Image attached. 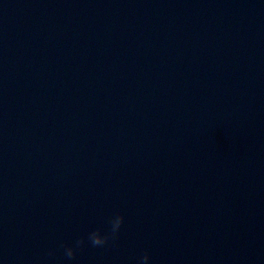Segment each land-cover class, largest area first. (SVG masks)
<instances>
[{
    "label": "water",
    "instance_id": "obj_1",
    "mask_svg": "<svg viewBox=\"0 0 264 264\" xmlns=\"http://www.w3.org/2000/svg\"><path fill=\"white\" fill-rule=\"evenodd\" d=\"M145 252L264 264V0H0V264Z\"/></svg>",
    "mask_w": 264,
    "mask_h": 264
},
{
    "label": "clouds",
    "instance_id": "obj_2",
    "mask_svg": "<svg viewBox=\"0 0 264 264\" xmlns=\"http://www.w3.org/2000/svg\"><path fill=\"white\" fill-rule=\"evenodd\" d=\"M124 222V217L117 213L115 214L110 220V231L106 233H102L100 229L93 230L88 233L87 235V241L91 243L93 247H103L106 244H108L109 240H115L121 225ZM85 244L84 238H79L75 241L74 245H63L61 244V247L64 250V256L68 260H73L75 258V251L76 249H79ZM49 255H52V253H49ZM149 261V255L148 253H144L137 259V264H148Z\"/></svg>",
    "mask_w": 264,
    "mask_h": 264
}]
</instances>
